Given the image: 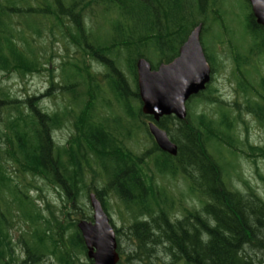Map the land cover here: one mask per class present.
<instances>
[{
  "label": "trees",
  "instance_id": "obj_1",
  "mask_svg": "<svg viewBox=\"0 0 264 264\" xmlns=\"http://www.w3.org/2000/svg\"><path fill=\"white\" fill-rule=\"evenodd\" d=\"M19 1L0 0V71L20 74L38 71L43 63L32 55L31 43L14 19L51 16L61 22L68 38L83 55L105 68L104 77L111 93L132 120H152L142 112L137 60L148 59L153 69L171 62L196 26L203 24V42L211 24L221 15L217 8L219 0H52L54 5L50 0H43L44 7L37 3V8L29 0L27 6L18 5ZM246 35L250 37L248 47L241 51L237 48L233 59L241 79L239 85H245L243 92L249 96L252 84L247 75L250 74L248 67L257 66V62L264 66V27L257 23L252 9ZM204 49L215 71L217 60L208 42ZM124 65L132 80L123 70ZM84 69L86 72L79 70V75L93 86L94 75L87 67ZM256 73L261 91L251 96L254 100L247 99L246 110L264 126V75L260 68ZM207 92L208 87L197 99ZM7 100L18 105H14V112L9 114L8 126L13 136L5 134V139L9 138L5 159L9 158L25 174L41 175L52 185L64 186L68 197H76L79 189L88 188L85 170L90 160H95L109 177L106 187L95 189L104 209V196L112 192L137 214L130 231L131 236L139 240L134 254L128 257L129 264L135 261L156 264L159 258L156 247H162L184 264H264V199L247 182L245 191L234 188L228 166L222 165L210 150L213 143L233 145V125L227 112H223L218 121L205 113L188 112L183 121L166 116L157 123L178 146V154L173 156L162 152L153 140L157 172L181 174L190 192L201 201L200 211L185 212L181 220H174L169 214L173 212V203L166 194L162 198L152 177L144 171L146 154L133 152L104 123L92 121V114L86 112L88 117H76L75 133L61 150L51 137V126L62 120L59 113L38 109L30 98L27 103L31 109L25 110V106L21 107L24 102L13 100L9 93L1 90L0 116L1 104ZM133 100L137 112L133 109ZM68 113L63 112L64 118H68ZM144 124L149 133L146 121ZM220 127L225 131L219 130ZM250 148L264 155L260 147ZM0 166V193L6 194V211L0 210V264L17 263L6 213L11 218H23L22 221L33 227L32 234L37 240L33 246L27 245V251L36 263L41 258H56L58 264H93L91 260L81 259L87 255V247L78 229V219L65 220V224L66 218L56 215L50 204L45 209L37 206L23 186L7 174L3 163ZM81 215L84 219H93L85 212Z\"/></svg>",
  "mask_w": 264,
  "mask_h": 264
},
{
  "label": "rangeland",
  "instance_id": "obj_2",
  "mask_svg": "<svg viewBox=\"0 0 264 264\" xmlns=\"http://www.w3.org/2000/svg\"><path fill=\"white\" fill-rule=\"evenodd\" d=\"M29 2L33 3L32 6L35 8L38 7L37 3L44 7L43 0H29ZM27 3L28 0H20L18 5L27 6ZM50 3L54 5L52 0ZM217 8L220 10V18L211 24L207 37L203 38L204 45L208 42L212 54H215L217 60L215 71L208 85V92L199 99L197 97L190 99L188 112L194 115L205 113L208 118L216 121L221 118L223 112L228 113V119L233 125L231 131L234 138L233 145L229 147L222 143H213L210 150L222 165L228 166L226 169L231 175L229 180L234 188L245 191L247 182L264 199V179L262 178L264 177V155L250 148L255 146L264 150V126L246 110L247 99L256 96L257 91H261L256 72L260 68L264 75V66L261 62H257V66L248 67L250 74L247 75L250 77L252 90L247 96L243 92L245 85L243 84V87L239 85L241 79L233 59L237 48H239L238 51L246 50L250 43V37L246 35V24L251 9L247 0H219ZM14 21L17 27L21 26L23 35L31 43L32 55L39 58L43 64L33 73L0 71V91L5 90L13 100L24 102L21 107L25 106V110L31 109L27 103V99L30 98L38 109L50 114L59 113L60 117L62 116L59 123L51 126V137L57 149L64 150L68 140L72 139L71 135L75 133L76 117L82 115L85 118L88 117L87 113L92 114L93 120H90L104 123L109 131L133 152L139 155L146 154L144 171L152 177L153 183L163 195L162 198L166 194L169 201L173 203V212L169 214H172L174 220H181L185 212L200 211L199 197L190 192L188 182L181 174L173 176L161 175L157 172L155 167L157 151L153 138L144 124V121L147 123L149 120L143 118L132 120L127 115L108 87L104 77L105 68L96 60L91 61L89 56L83 55L73 40L68 38L61 22L51 16L17 17ZM85 67L95 77L93 86L85 83L84 78L79 75V70L86 72ZM122 68L132 80L127 65ZM84 75L86 76L85 73ZM66 84L68 87L65 88ZM209 98L213 100L210 101ZM1 105L3 112L0 116V164L3 163L7 174L23 186L25 192L36 201L37 206H42L44 209L50 206L56 215L63 216V219L65 217V224V220L71 219H78L79 223L84 219L81 215L84 212L93 217L89 195L96 194V188L101 190L108 185L109 177L104 169L91 159L85 170L87 174L85 182L88 183V188L81 186L83 189L78 190L76 197H68L64 186L56 183L52 185L41 175L25 174L19 171L16 164L8 160L9 158L5 159L9 152L7 150L9 138L5 139V134L8 133L9 137L13 136L8 126L9 114L11 111L14 112V105L18 104L7 100ZM133 109L135 112L138 111L135 100H133ZM65 111L70 113L68 118H64ZM3 119H5L4 122ZM219 130L225 131L224 127H220ZM63 159L67 164L66 156L63 155ZM110 193L104 196L106 212L109 213L112 224L119 230L116 236L121 255L120 263L129 264L131 260L128 257L134 254L139 240L138 237H132L130 231V227L137 219V214L123 204L118 196ZM5 202L6 194L0 193V210L4 213ZM6 216L10 221L16 264H58L56 258H41L38 263L33 258L30 259L27 245L33 246L37 240L32 234L33 227L29 222L22 221L23 218L19 216L11 218L8 213ZM146 219L150 220L148 217ZM156 254L159 257L156 264H184L173 258L171 254L164 252L162 247H156ZM81 259L84 262L90 260L87 255L82 256ZM135 264L139 262L135 261Z\"/></svg>",
  "mask_w": 264,
  "mask_h": 264
},
{
  "label": "water",
  "instance_id": "obj_3",
  "mask_svg": "<svg viewBox=\"0 0 264 264\" xmlns=\"http://www.w3.org/2000/svg\"><path fill=\"white\" fill-rule=\"evenodd\" d=\"M258 24L264 27V0H248ZM203 24L196 26L171 62L153 69L146 58L137 60L138 91L142 112L153 118L149 132L163 152L176 156L178 146L168 133L158 126L165 116L179 120L188 117L187 102L204 92L212 80L213 69L201 40ZM93 220L83 219L78 229L87 247V257L93 264H118L121 257L111 218L96 194L89 195Z\"/></svg>",
  "mask_w": 264,
  "mask_h": 264
},
{
  "label": "flooded vegetation",
  "instance_id": "obj_4",
  "mask_svg": "<svg viewBox=\"0 0 264 264\" xmlns=\"http://www.w3.org/2000/svg\"><path fill=\"white\" fill-rule=\"evenodd\" d=\"M150 121V120H149ZM149 122H147V124H148ZM155 141V140H154Z\"/></svg>",
  "mask_w": 264,
  "mask_h": 264
}]
</instances>
